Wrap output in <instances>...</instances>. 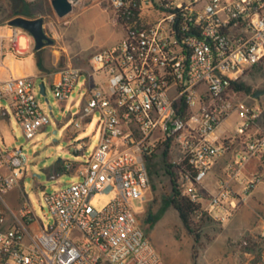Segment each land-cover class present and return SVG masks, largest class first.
<instances>
[{"label": "built area", "instance_id": "obj_1", "mask_svg": "<svg viewBox=\"0 0 264 264\" xmlns=\"http://www.w3.org/2000/svg\"><path fill=\"white\" fill-rule=\"evenodd\" d=\"M106 1L121 37L93 52L88 69L68 65L51 83L55 97L66 100L82 73L100 76L87 84L79 112L81 120L100 112V139L81 169L63 165L81 179L44 195L53 217L47 228L27 202L8 203L27 156L0 148V264H167L129 203L144 199L156 154L170 156L179 194L198 205L196 221H224L260 180L244 170L251 160L264 164V102H243L232 82L264 63V0ZM4 98L27 140L49 123L32 79L0 80ZM229 117L234 124L218 132ZM222 155L226 177L212 189L206 178ZM112 190L106 205L92 206L95 193ZM260 238L264 264V223Z\"/></svg>", "mask_w": 264, "mask_h": 264}, {"label": "rangeland", "instance_id": "obj_2", "mask_svg": "<svg viewBox=\"0 0 264 264\" xmlns=\"http://www.w3.org/2000/svg\"><path fill=\"white\" fill-rule=\"evenodd\" d=\"M100 1L108 8L106 0ZM33 3L31 13L44 16L45 32L53 40L51 44L43 47L47 48L54 59V70L68 65L85 68L93 52L115 43L121 37V29L113 26L109 17L103 20L100 18L94 23L74 19L66 25L69 15L58 17L49 0H35ZM18 9L19 4H15L10 13ZM4 13L0 5V16ZM33 46L35 48V43ZM85 80L86 74L82 73L68 99L59 100L46 78L43 79L45 95L39 93L42 79H32L35 97L40 108L48 114L49 123L45 130H40L29 140L25 138L22 128L13 116L10 99L0 100V148L4 152L21 150L27 156V163L18 174V185L6 195V199L13 207L27 202L34 218L44 228L53 223V217L44 202V195L77 181V176L65 171L63 165L71 161L86 162L100 139V112L96 111L90 119L79 118V112L86 101ZM240 81L250 86L251 90L264 89V63L254 66ZM242 93L240 99L247 104L264 102V94L259 98H251ZM75 122L80 123L79 128L74 126ZM77 143H83L79 151H75ZM168 157L170 156L156 154L151 158L150 185L145 190L144 199L135 198L129 202L150 243L166 263L259 264L261 241L257 231L254 237L256 248L251 252L246 251L248 241L243 237L244 232L240 236L227 235L215 222L202 223L195 232L198 237L194 241V234L183 226L169 202V197L174 190L178 191V186L171 175ZM115 193V190L95 193L90 202L93 207L101 209ZM248 197L264 203L263 172Z\"/></svg>", "mask_w": 264, "mask_h": 264}, {"label": "crops", "instance_id": "obj_3", "mask_svg": "<svg viewBox=\"0 0 264 264\" xmlns=\"http://www.w3.org/2000/svg\"><path fill=\"white\" fill-rule=\"evenodd\" d=\"M15 4H19V9L14 13H10ZM33 4L34 3L30 0H0L1 10L4 9L5 11V13L0 16V80H5L9 77L24 76L30 79L40 78L42 79L41 83L44 84L43 79L46 78L51 85V83L58 77L59 70L53 69L54 59L48 53L47 48H34V39L29 32L22 28L10 26L7 23L10 18L15 16H23L27 18L42 16L44 19V16L42 14L31 13L30 10ZM74 4L76 6H73V9L69 12L70 14L68 13L69 16L67 18L66 25L74 19L94 23L100 18L103 20L106 17H110L111 14L109 7L107 8L103 6L100 0H78ZM102 13H106V15H103ZM44 29L46 30L45 23ZM14 33L15 41L12 40V36ZM44 49H46V51H44ZM88 68L89 64L83 69L86 70ZM84 73L86 74V86L89 83H95L100 78V76L97 75L87 76V73ZM9 104L11 107V101L9 102ZM234 122L235 117L227 118L223 125L220 126L217 131L221 132L224 126H232ZM45 129L46 126L41 128V130ZM68 137H70V135H68ZM227 158L228 155H222L216 159L206 178L208 187L213 189L220 179L226 177L225 164ZM60 160L61 159L59 158L58 162H60ZM71 162L74 163L75 166L81 164V162ZM78 168L81 169L82 167L78 166ZM244 171L245 173H264V164H259L256 160H251L246 165ZM67 172L77 176L78 180L81 179L78 170L72 169ZM234 188L237 192L241 191L240 185L234 184ZM15 189L16 188H14L12 191H14ZM247 196L233 212V214L230 215L227 219L221 222L211 219V222L218 223L222 230H225L226 234L230 236H240L244 232L245 234L243 235V237H245V239L248 241L246 245V251L251 252L256 248V240L254 238L255 232L257 231L260 234V227L264 223V203L249 197L247 198ZM10 206L13 207L11 204ZM18 206L19 205H17V207ZM260 241L261 253V238Z\"/></svg>", "mask_w": 264, "mask_h": 264}, {"label": "water", "instance_id": "obj_4", "mask_svg": "<svg viewBox=\"0 0 264 264\" xmlns=\"http://www.w3.org/2000/svg\"><path fill=\"white\" fill-rule=\"evenodd\" d=\"M52 9L58 17L67 15L78 0H49ZM8 25L22 28L29 32L35 43V48L40 49L44 45L51 44L52 39L47 35L44 29V19L42 16L35 18H27L23 16H15L7 21ZM39 93L45 95V88L43 83H39ZM264 94V89L255 90L253 97H258Z\"/></svg>", "mask_w": 264, "mask_h": 264}, {"label": "trees", "instance_id": "obj_5", "mask_svg": "<svg viewBox=\"0 0 264 264\" xmlns=\"http://www.w3.org/2000/svg\"><path fill=\"white\" fill-rule=\"evenodd\" d=\"M232 85L237 91L244 92L245 94H252L253 92L250 86L244 84L240 80L233 81ZM169 202L172 207L176 210L183 226L187 229V231L194 234V241L196 242L198 236L195 234V232L200 229L202 223L211 222V219L200 218L198 221H196L192 216V212L198 205L193 203L187 197L181 196L176 190H174L171 196L169 197ZM149 219H151L150 216Z\"/></svg>", "mask_w": 264, "mask_h": 264}]
</instances>
